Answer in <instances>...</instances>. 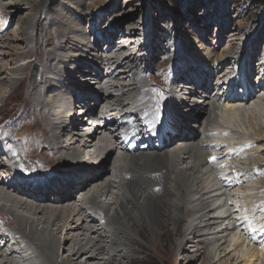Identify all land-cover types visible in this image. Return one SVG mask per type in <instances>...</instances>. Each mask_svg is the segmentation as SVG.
Here are the masks:
<instances>
[{"label":"bare ground","instance_id":"obj_1","mask_svg":"<svg viewBox=\"0 0 264 264\" xmlns=\"http://www.w3.org/2000/svg\"><path fill=\"white\" fill-rule=\"evenodd\" d=\"M21 1H26L25 4L31 7L37 3V0ZM70 3L72 5V2ZM101 4H103L102 0H97L96 4H88V7L81 12L76 5L73 13H81L82 17L87 16L91 9L89 5L94 9L98 5L100 8ZM13 5V2H6L4 11L16 16L17 10ZM62 16L65 20L62 23L68 26L67 38L58 48H64L70 54L69 59L63 60L65 62L68 60V64L69 61L71 64L75 63L74 55L78 51L86 55L87 50L81 46L77 48L79 44L75 43L78 37L75 28L79 25L73 23L71 15ZM11 19L12 17L9 16L7 27L13 24ZM139 30V27H136L122 31L118 39L115 31H108L109 35L105 36L107 40L104 53L106 54H101L103 53L101 49V53L95 50L98 57L104 59L99 63L94 61L88 68L81 62L76 63L78 72L75 69L73 74L67 72L69 75L72 74L69 80L60 75L62 78L59 79L62 80L59 82L64 86V91L59 84L52 82V76L49 77L46 81L47 91L58 86L60 93L49 97L50 103L45 99L48 92L44 95V90L39 86V89H33L30 93L36 103L33 113L39 118L41 127L53 142L52 145L50 143L46 145L48 150L52 151V161L56 169L74 168L67 175L50 173L46 181L41 179L36 182L40 178L37 174H40L41 178L45 176L44 171L31 161L35 155L40 154L38 146L32 141L27 142L31 146L29 151L22 139L16 138L17 143L12 144L0 134V188L5 190L0 189V264H131L139 257V249L146 250L150 245L156 251L161 250L164 228L162 222L171 226L177 237L182 238L181 247L185 248L193 239L196 250L194 254L198 257L197 264H235L233 251L240 244L228 241L227 237L232 230V223L240 219L235 217L234 212L240 211L239 205L237 209L231 211L230 200L240 199L242 207L243 199L248 200V205L257 202V215L264 214V200H260L262 195L256 201H250V190L254 186L245 185V180L249 179L247 180L249 184L253 181L250 170L252 165L260 167L261 173H264V158L260 156V159H256L259 150L264 149V146L258 147L260 144L257 142L258 140L264 143V132L261 137L254 132H248L255 137L253 138L243 133L246 129L242 125L233 123L232 126L230 122L222 123L223 117L227 115L242 116L241 121L244 123L246 118H254L256 114H260L261 108L264 107V65L259 59L251 56V62L245 70L238 71L240 77L246 73L242 81L245 85L238 86L246 87L248 91L244 95L238 90L237 94L232 95L233 84L231 91H225L231 80L227 75H234L236 72L234 69L239 68L241 61L231 66L232 70H229V73L222 72L220 75L217 71L220 67L210 70L214 64L203 61L200 57H193L192 64L188 62L182 64L184 69L181 66L178 75L174 73L173 80L170 81L169 93L172 103L169 105L168 113L172 110V115L170 126L165 129L163 123L168 121V115L153 124L149 114L143 112L140 106L142 103H148L150 106L149 97L142 96L140 92L145 88L147 91L150 89L142 82L134 86L137 81L131 71L135 68L133 62L137 60L132 56L133 52L125 51V54H119L120 56L114 52L120 51L116 46L118 43L120 47L133 44V41L125 43L126 41L122 42V40L137 38L135 35L139 34L137 32ZM22 31L24 36L23 28ZM79 34L82 40L83 34ZM235 39L238 38L234 36L230 40ZM23 40V37L13 36L12 42L16 45L4 44L3 48L15 53L23 48L19 46L23 44ZM92 43L94 48L98 47L97 42ZM81 45L91 46L85 42ZM152 47V50L155 49ZM135 49L138 53V48ZM227 50L228 48L222 49V52L229 53ZM146 51H141L142 56L147 54ZM257 51V48L248 51V57ZM260 52H262L260 57L264 56V49ZM8 53L3 52V55ZM190 55L195 56V54ZM190 55L187 56L183 52L181 56L187 58ZM224 56H220L221 59ZM179 63L180 60L178 65ZM201 63L206 67L209 66L208 63L211 64L210 68L200 67ZM61 64L62 62L58 61L52 65L56 68V72ZM1 65L6 68L5 70L0 68V72L8 76L25 70L21 66ZM254 66H258L255 77L257 81L249 79V71L253 73ZM142 68L144 69L143 65ZM108 75L111 79H118V82L109 80L105 89L97 90L96 88L103 84V79ZM184 76L185 82H182ZM126 77L131 79L130 84L126 83ZM78 78L80 79L77 80ZM208 78L222 82L218 84L214 80L210 85L215 89L222 88L221 94L212 91L209 85H205ZM0 80L6 82L10 89L15 88L19 83L18 79L7 80L4 76ZM179 85H181L180 89ZM116 89H119V92H115ZM175 89L179 92L178 96ZM200 90L201 93L197 96ZM3 92L4 90L0 88V96ZM135 93L137 95L132 99L131 96ZM195 97H199L198 101ZM176 101L180 104L178 108ZM78 105L86 107L87 113L84 119H78L76 112ZM92 105L94 106L91 107ZM68 108L71 117L70 122L65 123L66 121L63 120ZM220 112L224 115L219 114ZM200 113L206 114L202 121L198 119ZM89 119H92L98 127L86 133L85 129L90 126ZM243 134H245L244 141L236 143L235 140L240 139ZM65 137H68V140ZM173 144L177 146L171 150L169 147ZM252 148L255 149L250 150ZM258 148L260 149L257 150ZM34 150H38L35 155L32 154ZM162 150L164 151L160 153ZM251 156L255 157L253 163H249L251 166L248 167V163L243 166L245 161L252 159ZM212 157L216 159L213 160ZM15 159L17 161L14 163ZM232 159L233 163H230ZM107 160L111 162V166L105 169V165L101 166V162L105 163ZM185 161L186 166L179 165L180 162ZM35 162L40 164L38 160ZM58 162L64 163L59 165ZM123 164H126V168ZM223 166L228 170L221 171ZM44 167L48 168L45 164ZM257 168L252 173L258 174ZM107 171L108 174L104 177ZM111 171H115V179L108 178L109 175L111 176ZM19 172L22 174L20 175ZM166 172L172 177L167 179ZM170 181L175 183L174 189L167 188ZM112 188L116 191L114 189L115 192L112 191ZM236 189L239 192H233ZM12 192L17 194V197ZM259 193H264V189L262 188L257 194ZM101 196L106 200H99ZM64 202L66 204L55 205L56 207L44 205V209L37 208L39 204ZM97 202L101 205H93ZM83 205H88L84 214L88 226L85 225L88 228L82 224L86 220L81 214ZM109 207H113V214L109 215L107 211ZM257 215L255 217L258 225L264 220L258 219ZM250 221L252 218L246 222L242 221L236 226V230ZM250 227L251 232L256 234L255 225ZM17 233L19 236L16 235ZM144 234L149 236V240H143ZM246 234L253 239L249 231L248 233L246 231ZM242 248L243 245L237 249L238 257L242 262L250 261L249 257L253 258L255 252H258L255 247ZM102 249L106 253H102ZM223 252L226 253L222 256ZM193 259L194 257L188 256L184 264H191Z\"/></svg>","mask_w":264,"mask_h":264},{"label":"rangeland","instance_id":"obj_2","mask_svg":"<svg viewBox=\"0 0 264 264\" xmlns=\"http://www.w3.org/2000/svg\"><path fill=\"white\" fill-rule=\"evenodd\" d=\"M8 1L14 3L13 6H15L17 10L16 16L4 11V4ZM90 1L37 0V3L31 7L30 5L25 4L26 1L0 0V65L5 64L7 67L21 66L25 68L23 72H17L16 74L9 76L0 72V78L4 76L7 78V80H19L18 85H16L13 89H10L6 82L0 80V88L4 90L3 94L0 96V134L4 136L8 143L12 144L16 142V138L22 139L24 146L29 151L31 150V146L27 142L31 143L32 141L38 146L40 154L39 156L35 155L37 154L38 150H34L32 154L35 155V157L31 161L33 164L38 166L40 170L44 171L46 177L44 176L41 178V175L37 174V176L40 178H38L36 182L41 181V179L42 181H46L47 176L50 173L67 175L68 172L74 168L69 167L65 170L56 169V166L52 161V151L48 150L46 145V143H50L52 145L53 142L48 138V134L44 128L41 127L39 118L33 113L36 103L34 102L35 100H33L30 96V93L33 89H36L39 86V88L44 90V95L48 92L45 95V99L48 101L49 97H54V95L60 94L58 86H54L52 90L47 91L46 81L49 77L52 76V82H56L57 85L59 84L62 87L61 90L64 91V86H62L59 82L62 80L59 79L62 78L60 75L65 76L69 80L72 78L71 76L74 72V69L76 72H78L75 67L76 63L81 62L82 65L88 68L91 67V64L94 61L98 63L101 62L104 58L100 56L98 57L95 50L100 52L101 49L103 53H100L106 54L104 53L106 50L105 42L107 40L105 36L109 35L108 31H115V33H117L115 35L116 39H118V37L121 35L120 32L122 31L136 27H139L140 29L137 31L139 34L135 35L137 38L133 40L130 38L128 41H133V44L130 43L131 45H129L130 48L124 46L120 47L119 43L117 45L116 43H113L118 47V50L121 51L114 52L116 55L117 53L118 55H124L125 51L127 53L133 52L132 56L135 60H137L136 62H133L135 63V68L131 71L132 76H134L135 80L137 81V84H134V86H138L142 82V84L146 83V87L150 89V91H147L146 88L140 91L142 92V96L146 95L149 97V101H151V103H149L150 106L148 103H142L140 106L143 108V112L149 114L153 124L159 121L160 118H166L168 114L169 105L172 103L169 93L170 81L173 80L174 73H177L178 75V69L181 66L182 69H184L183 65L187 64V62L192 64L194 62L193 57H200L201 60L206 62L209 61V63L214 64L212 65L213 68L210 70L216 69L217 66L220 67L217 70L218 75L222 74V72L229 73V70H232L230 67L235 66L241 61L239 68L234 69L236 73L239 74L238 71L243 69L245 70V67L248 65V63L250 64V57L252 56L255 59H259L260 55L262 54L260 50L264 49V4L257 6L251 3L249 0H178L180 5L177 8L169 0H102L103 4H101L100 8L98 5L93 9V7L89 5L91 9L89 10L90 13H88L87 16L82 17L81 13H73L76 5V7L81 12L82 9L84 10L88 7V4H96L97 2V0H93V2L92 0ZM70 2H72V5H70ZM63 14L71 15V20H74L73 23L79 25V27L77 26V28H75L77 30L75 33L78 35L75 43L79 44L77 48L81 46L83 49L87 50L86 55H84L83 52L78 51L74 55L75 63L71 64L70 61L68 64V60L66 62L64 61L65 59L70 58V54H68L64 48H58L59 45L65 43L63 40L65 41L67 38L66 32L68 26L62 23L65 22L64 17L62 16ZM9 16L12 17L11 20H13V24L7 27ZM88 20L91 21V23ZM57 21L60 22L56 23ZM5 26L7 27L6 29L4 28ZM22 28L24 29L25 33L24 36H22ZM78 29L80 31H78ZM79 33L83 34L84 38L82 40H80L81 37ZM232 34H234L235 38L238 39L230 40L234 38V36H231ZM13 36L23 37L24 39L23 44H19V46L23 48L15 53H13V51H9L7 48H3L5 46L4 44H8L7 46L16 45L12 42ZM53 38L55 40H53ZM93 41L98 43L97 48L93 47ZM82 42H85L92 47L90 46V48L89 46H82ZM75 43L68 44L74 45ZM141 44L144 45L141 46ZM134 47L138 48V53L135 52ZM151 47H155V49L152 50ZM185 47H188V50ZM182 48L185 49L182 50ZM226 48H228L227 51L229 53H224V51L222 52V49ZM254 48H257L258 51L252 55L250 54L248 57L247 52L253 50ZM141 51H146L147 54L142 56L143 53ZM3 52L9 53L7 55H3ZM183 52H185L187 56L190 54H195V56L190 55V57L182 58L181 55ZM220 52H222L221 55ZM224 54L227 56H224ZM220 56L224 57L221 59ZM178 60L181 61L179 65ZM58 61H61L62 64L59 65L60 67H58L59 72H56V68L52 65ZM245 62L246 65H244ZM209 63L207 65L210 66L211 64ZM142 65L144 66V69L142 68ZM200 67L203 68L206 66L201 63ZM240 67L242 69H240ZM254 67L253 77L249 78L253 81H257L255 79V77H257V66ZM0 68L5 70L6 67L4 68V65H1ZM67 72H71L72 74L69 75ZM74 74L76 75V73ZM227 76L228 78L233 77V75L231 76L229 74ZM74 78L76 79V77ZM79 79L80 78L77 80ZM125 79L126 83L130 84L131 79L129 77H126ZM109 80L118 82V79H111V77L108 75L103 79V84L98 86L96 89H105V86ZM91 82L88 83L91 84ZM3 84L5 85L3 86ZM208 85L211 87L212 91L220 93V89H215L214 87L210 86V82ZM44 88H46V90ZM118 90L119 89H116L115 92H119ZM198 94L200 95V92L197 93V96ZM134 95H137V93L131 96L132 99ZM197 98L199 97H195L196 101H198ZM167 100H170V102H167ZM48 102L50 103V101ZM247 105L248 103L246 106ZM140 106L138 108H140ZM263 108L264 107L261 108L260 114H256L254 118H246L244 123L241 121L242 116L237 115H232L230 117H228V115L224 116L223 123H220L225 124L224 122H230L232 123V126H234L233 123L236 125H242L246 129L243 131V133L246 135H251L253 137V135L248 132H254L259 137H261L262 132H264ZM219 114L224 115L221 112ZM205 115L206 114L202 115L200 113L198 116L199 121H202ZM63 121L65 122V120ZM135 121L137 122V120ZM163 124H166V122ZM66 139L68 140V137ZM218 141L219 140H216V142ZM94 142L95 141H93V144ZM257 142L260 144L258 147L264 146L263 141L261 142L257 140ZM176 146L177 144H173L169 148L174 150ZM254 149L255 148H252L250 150ZM259 149L260 148L257 150ZM164 150H162L160 153H162ZM263 150H259L260 153L257 154L256 159H260V156L264 158ZM85 153L87 152L85 151ZM251 157L252 159L245 161L243 166L249 162L253 163V159H255V157ZM37 160L40 161V164L35 162ZM16 161L17 159L14 160V163ZM229 162L233 163V159ZM62 163L64 162H58L59 165ZM44 164L47 165L48 168H45ZM104 165V168L106 169L111 166V162L109 160H107L105 163L101 162V166ZM125 165L126 164H123V167H125ZM179 165L186 166L187 164L185 161L180 162ZM223 170L227 171L228 169L224 167ZM257 170L258 174L252 173L251 171L253 181H251L250 184L247 181L249 179L245 180V185L248 184V186H254V188L250 190V201H256L261 195L262 197L260 200H264V193L257 194L262 190V188L264 189V173H261L260 167L257 168ZM19 174L21 175L22 172H19ZM107 174L108 171L105 173L104 177L107 176ZM165 176L167 179L172 177L168 174V172H166ZM109 177L115 179V171H111V176L109 175L108 178ZM174 187L175 183L172 181H170L167 185V188L169 189H174ZM0 189L5 191L4 188ZM113 189L116 191L115 188H112V191H114ZM233 192L237 193L239 190L236 189ZM12 193L15 195V197H17V194H14V192ZM242 196L243 195H241V198ZM99 200L105 201L106 199L105 197L101 196L99 197ZM243 201L242 207L240 205V199L232 198L230 200L232 204L231 211L237 209V205L240 206H238L240 212H234L235 217L240 219L235 220L232 223V230L229 231L230 234L227 239L232 243L237 242V244H240V246L243 245L242 249H252L255 247L258 249V252H255V255L252 256L253 258L249 257V260L251 259L248 261L249 263L246 261L242 262L241 258L238 257L237 253L239 252L237 249L240 246L237 247L235 251H233L234 253L232 251H230V253H233L235 256L233 259L235 264H264V221L258 225L256 224L257 222L255 215L258 213H256V211H258V206H256L258 204L257 202L248 205L249 202L247 199H243ZM62 204H66V202L61 204H39L37 208L44 209V205L52 207V205L59 206ZM88 205H83L84 207L82 206L83 210L81 214L82 217L86 219L82 223L84 227H86V225L88 226L87 218L84 216ZM93 205L99 206L101 204L97 202V204ZM109 208L110 209L107 210L109 215L113 214V207ZM257 217L258 219L264 220V214H259ZM251 218L252 221L246 223L240 229L236 230V226L239 223L241 224L242 221L246 222V220ZM251 225H255V229L257 231L256 234L251 232ZM162 226L164 228L163 236L161 238V250L156 251L150 245L147 246L146 250L139 249V257L131 264H184L188 256L194 257V259L191 261V264H197L198 257L196 254H194L196 253V250L193 239L192 242L189 243L185 248L181 247L182 238L177 237L175 230L172 229L171 226L166 225L164 222H162ZM247 226H249V228ZM244 229L245 231H243ZM246 231L247 233L249 231V234L253 236V239L247 237L248 235L246 234ZM16 235L19 236L18 233ZM143 238L144 241L149 240V236L147 234H144ZM143 240L141 241L143 242ZM227 251H229V248ZM102 253H106L105 250L102 249ZM225 253L226 252H223L222 256Z\"/></svg>","mask_w":264,"mask_h":264},{"label":"trees","instance_id":"obj_3","mask_svg":"<svg viewBox=\"0 0 264 264\" xmlns=\"http://www.w3.org/2000/svg\"><path fill=\"white\" fill-rule=\"evenodd\" d=\"M172 4H174L177 8H178V6L180 5L179 3V1L178 0H169ZM251 3H253V4H255V5H257V6H259V5H262V4H264V0H249Z\"/></svg>","mask_w":264,"mask_h":264},{"label":"snow or ice","instance_id":"obj_4","mask_svg":"<svg viewBox=\"0 0 264 264\" xmlns=\"http://www.w3.org/2000/svg\"><path fill=\"white\" fill-rule=\"evenodd\" d=\"M5 135H6V133H5ZM211 159L215 160L216 158L215 157H212Z\"/></svg>","mask_w":264,"mask_h":264}]
</instances>
